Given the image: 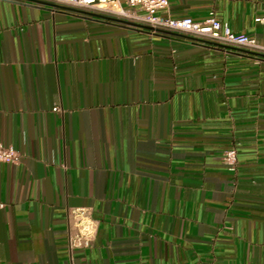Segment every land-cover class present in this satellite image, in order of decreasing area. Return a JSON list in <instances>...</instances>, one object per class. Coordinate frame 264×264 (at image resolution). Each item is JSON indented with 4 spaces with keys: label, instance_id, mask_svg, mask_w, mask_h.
Returning <instances> with one entry per match:
<instances>
[{
    "label": "crops",
    "instance_id": "0c3cea01",
    "mask_svg": "<svg viewBox=\"0 0 264 264\" xmlns=\"http://www.w3.org/2000/svg\"><path fill=\"white\" fill-rule=\"evenodd\" d=\"M262 1L160 14L213 11L264 43ZM251 52L0 0V140L19 154L0 161V264H264V53ZM76 209L96 231L69 250Z\"/></svg>",
    "mask_w": 264,
    "mask_h": 264
},
{
    "label": "built area",
    "instance_id": "2783aa9c",
    "mask_svg": "<svg viewBox=\"0 0 264 264\" xmlns=\"http://www.w3.org/2000/svg\"><path fill=\"white\" fill-rule=\"evenodd\" d=\"M68 7L84 9L122 17L137 23L149 25L154 31H170L184 34L193 40L218 45L237 47L248 51L264 53V43L245 33L233 31L229 25L220 21L210 11L202 22L189 17L170 18L160 14L167 9L169 0H43ZM124 3V5H123ZM135 9L141 11L137 13ZM264 9V1H262ZM264 24V14L257 18ZM19 154L11 146L0 140V161L15 163ZM222 161L233 168L236 161V150L230 148L222 155ZM74 218V230L67 235L66 245L69 250L88 247L95 235L96 223L86 209H76L70 213Z\"/></svg>",
    "mask_w": 264,
    "mask_h": 264
},
{
    "label": "water",
    "instance_id": "95a60500",
    "mask_svg": "<svg viewBox=\"0 0 264 264\" xmlns=\"http://www.w3.org/2000/svg\"><path fill=\"white\" fill-rule=\"evenodd\" d=\"M37 1H39V2H41L43 4H46V5H50L52 7L60 8V9L74 11V12H78V13H81V14L90 15V16H93V17H99V18H103V19L119 22V23H122V24H125V25L134 26V27L141 28V29L153 30V28L151 26H149V25L137 23V22H134V21H129V20H126V19L116 18V17L110 16V15H107V14H102V13H98V12H94V11H88V10H84V9L68 7V6H64V5H60V4H56V3H52V2H48V1H41V0H37ZM168 32H170V31H168ZM170 33H173V32H170ZM188 38L193 39L191 37H188ZM251 53H253V52H251Z\"/></svg>",
    "mask_w": 264,
    "mask_h": 264
}]
</instances>
